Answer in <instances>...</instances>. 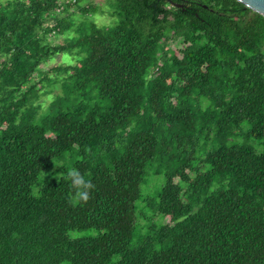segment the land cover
<instances>
[{
	"label": "trees",
	"instance_id": "1",
	"mask_svg": "<svg viewBox=\"0 0 264 264\" xmlns=\"http://www.w3.org/2000/svg\"><path fill=\"white\" fill-rule=\"evenodd\" d=\"M84 1L0 0V264H264V17Z\"/></svg>",
	"mask_w": 264,
	"mask_h": 264
},
{
	"label": "rangeland",
	"instance_id": "2",
	"mask_svg": "<svg viewBox=\"0 0 264 264\" xmlns=\"http://www.w3.org/2000/svg\"><path fill=\"white\" fill-rule=\"evenodd\" d=\"M108 0H87L84 2L79 3V6L81 7H87L89 5V3H92L94 6L98 7L99 10L96 14L94 15H89L91 18L98 26L100 27H108L113 25L114 23V18H112L109 14H108V10L107 8H109V6H107L108 4ZM101 10V11H100ZM69 17L72 19L74 25L73 28L79 24V22L83 19V16L80 14V11L77 8H73V9H68L67 14L66 13H61L59 14V16H64V15H68ZM48 42L52 45H56V44H61L63 42V37L61 36H50L48 38ZM76 59L67 55V54H58L56 56H54V58L52 59L51 62H49L48 65H44L42 67V70L47 71L48 67L50 65H60V64H64V65H73L74 61ZM48 90H51L52 94L49 95L48 97H42L40 101H44L46 104L49 103V98L52 97L53 95L59 93V89L58 88H51L48 87ZM59 165H61V163H59ZM151 170V167H149L147 169V178H146V183L141 185V199L136 203V205L139 207L142 206L143 207V202L142 200L145 199L146 197H151L153 195L156 194V192L160 189V186L162 185V178L161 177H155L152 176V174L149 172ZM142 210V209H141ZM135 222L138 226L142 227L145 226L147 224L146 220L144 219V215L141 211H137L136 213V219ZM159 222L158 217H154L152 220V223H156ZM77 234V233H75ZM82 234H86V232L82 233Z\"/></svg>",
	"mask_w": 264,
	"mask_h": 264
},
{
	"label": "water",
	"instance_id": "3",
	"mask_svg": "<svg viewBox=\"0 0 264 264\" xmlns=\"http://www.w3.org/2000/svg\"><path fill=\"white\" fill-rule=\"evenodd\" d=\"M253 12L264 17V0H236Z\"/></svg>",
	"mask_w": 264,
	"mask_h": 264
}]
</instances>
